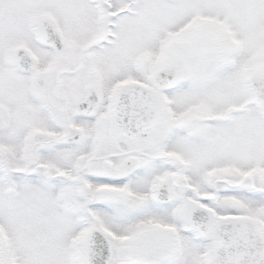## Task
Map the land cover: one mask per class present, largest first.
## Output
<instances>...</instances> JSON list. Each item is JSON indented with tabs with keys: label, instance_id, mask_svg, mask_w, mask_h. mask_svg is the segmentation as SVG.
Wrapping results in <instances>:
<instances>
[{
	"label": "snow or ice",
	"instance_id": "1",
	"mask_svg": "<svg viewBox=\"0 0 264 264\" xmlns=\"http://www.w3.org/2000/svg\"><path fill=\"white\" fill-rule=\"evenodd\" d=\"M0 264H264V0H0Z\"/></svg>",
	"mask_w": 264,
	"mask_h": 264
}]
</instances>
